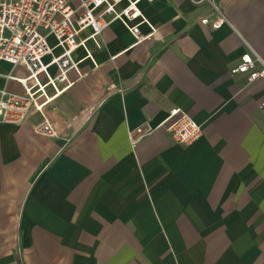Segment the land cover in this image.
<instances>
[{"label": "crops", "instance_id": "crops-1", "mask_svg": "<svg viewBox=\"0 0 264 264\" xmlns=\"http://www.w3.org/2000/svg\"><path fill=\"white\" fill-rule=\"evenodd\" d=\"M216 3L232 29L200 25L207 5L140 0L137 36L113 22L42 115L0 124V264H264V80L230 74L246 45L264 60V0ZM175 109L198 141L159 127L131 144Z\"/></svg>", "mask_w": 264, "mask_h": 264}, {"label": "built area", "instance_id": "built-area-1", "mask_svg": "<svg viewBox=\"0 0 264 264\" xmlns=\"http://www.w3.org/2000/svg\"><path fill=\"white\" fill-rule=\"evenodd\" d=\"M140 0H0V61L13 68L22 67L28 75L16 78L11 74L7 81L15 82L20 92L0 88V124L18 126L26 121L32 111L42 115L45 106L68 88L67 73H78L74 53L86 42L92 41L99 48L97 38L113 22L121 25L133 36L138 35V26L147 23L141 16L137 4ZM193 6L207 5L212 19L204 16L200 25L217 31L223 26L232 29L224 17L216 0H188ZM138 19L140 23L133 24ZM152 29V28H151ZM90 34L80 38L83 31ZM237 65L230 70L231 75L245 76L248 83L264 80V60L246 45ZM57 52V54H55ZM48 58L46 64L43 60ZM87 58L93 62L92 57ZM56 73L50 76L49 69ZM44 81V82H43ZM66 85L60 89L59 85ZM49 87L53 95L46 93ZM117 93H122L118 90ZM264 112V102L260 104ZM164 128L172 141L181 146H189L202 136V129L186 113L175 109L156 128L144 123L128 134L131 144H136L157 128ZM42 135L52 136L48 120L37 128Z\"/></svg>", "mask_w": 264, "mask_h": 264}, {"label": "rangeland", "instance_id": "rangeland-1", "mask_svg": "<svg viewBox=\"0 0 264 264\" xmlns=\"http://www.w3.org/2000/svg\"><path fill=\"white\" fill-rule=\"evenodd\" d=\"M55 54H57V52ZM7 70H9L8 66L0 64V72H4ZM12 73L15 75V77H18V78H25L28 75L26 70H24L23 68H17V69L13 68ZM49 74H50V76H54L55 75V69L51 68L49 70Z\"/></svg>", "mask_w": 264, "mask_h": 264}]
</instances>
